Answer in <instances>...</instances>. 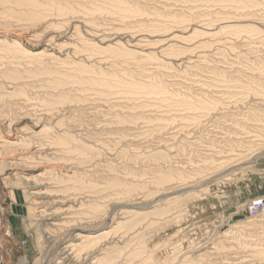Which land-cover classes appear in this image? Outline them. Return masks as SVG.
Here are the masks:
<instances>
[{
	"label": "rangeland",
	"instance_id": "rangeland-1",
	"mask_svg": "<svg viewBox=\"0 0 264 264\" xmlns=\"http://www.w3.org/2000/svg\"><path fill=\"white\" fill-rule=\"evenodd\" d=\"M117 1L0 0V137L16 141L0 150V264H51L41 236L63 218L110 231L100 264H186L225 234L244 242L234 225L264 198V0ZM102 35H131L150 58L70 65L94 54L82 40ZM11 41L69 56L13 58ZM119 81L159 92L134 95ZM29 142L43 152L22 151ZM143 202L136 217L121 208ZM65 228L53 237L79 233Z\"/></svg>",
	"mask_w": 264,
	"mask_h": 264
},
{
	"label": "bare ground",
	"instance_id": "bare-ground-1",
	"mask_svg": "<svg viewBox=\"0 0 264 264\" xmlns=\"http://www.w3.org/2000/svg\"><path fill=\"white\" fill-rule=\"evenodd\" d=\"M136 1H138V0H136ZM117 2H119V1H117ZM119 6H121V5H119ZM238 21H240V19H234L233 20V22H238ZM182 23L183 22H180V21L173 22L172 26L174 28H179V27H181ZM261 34L263 35V33H261ZM104 36L105 35L100 36L99 37L100 39H98V36H96L95 38H93V39H95V41H93V42H89L86 39L82 40V41H84L87 50L92 52V53H94V54L87 55L82 61H78L77 63L76 62H72V63L70 62V65L74 64V65H77L78 67H84V68L87 67L88 68V66H86L84 64V62L89 63L91 58L94 55H96V54L102 55V54H106V53L107 54L111 53L112 58L114 57L117 60V62H118V59H120L121 61L124 62L125 58L134 57V56H139L138 58H140L141 61H146V60H148L150 58L148 56V54H146V52H144V50L138 51L137 47H139V46H137L138 45L137 43H135L136 45H131V44H133V42H135V41L132 40L133 37L131 35H126L125 36V38H127L126 42H124L125 38H121V36H119V37H117V36L112 37L114 35H110V37L107 36V35L105 37ZM169 36H171V35H169ZM163 41H166V42L168 41L169 42V41H172V40L169 39L168 36H165ZM128 45H131V46L128 47ZM55 47H57V46L55 45ZM81 47H84V46H81ZM5 48L7 49V47H5ZM256 49H258V48H256ZM1 50H3V49H1ZM75 50H76V48L72 49L73 53L75 52ZM72 51H71L70 55H72ZM6 52H8L9 55L11 54L13 56V58L31 59V60L48 59V61L54 60L56 62H61V64H65V58H68V56H69L68 55L69 53H67V55L65 54V58L63 60L62 59L60 60L59 57L54 58L55 56H54L53 52L49 53L48 51L46 52L45 50L33 51V50H30V49H26L18 41H11V44H9V50L6 51ZM58 54L60 55V52H58ZM157 58H159V57H157ZM78 59L79 58H76V60H78ZM187 63L190 64L191 62L188 61ZM160 65L161 64L159 63V65L158 64L156 66L154 65L155 68H153V67H150V68H152L154 70H158V68L162 67ZM138 67H139V65H138ZM146 70L149 71L150 69H146ZM113 79H114V77H113ZM120 83H121V85L124 84L125 90L128 93H133V91H135L133 93L134 95H139V94L152 95V94H157L159 92V88H157V86H155L153 84L144 85V84H138V83H136V84L135 83L134 84H130V83H126V82L125 83L124 82H120ZM139 91H141V92L138 93ZM215 103H214V105H215ZM211 108H212V106H211ZM196 109H198V108H196ZM202 109L204 110V107ZM191 110H192V108H191ZM194 110H193V114H194ZM208 110L210 111V108ZM199 118H201V117H199ZM8 126L10 128V124ZM9 131L10 130H8V132ZM26 136H27V134H26ZM254 141H256V140H254ZM15 142L9 141L7 139L3 140L0 137V150H2V148H4L7 145L8 146L9 145H13ZM33 145H34V143H32V142L30 143L29 142L27 144V146L22 149V151H24L26 153V151H29V149H31V146H33ZM32 148L35 150L33 153L37 152V156H39L43 152V146L41 144H36V146H33ZM15 150H17V149H15ZM3 154H1V151H0V155H2L0 157H5L6 154H4V156H3ZM209 155L210 154H207V156H209ZM33 156L34 155H32V157ZM17 161L18 162H16V163L10 162L8 164H9L10 167L13 168V166H17V164L21 165V164L26 163L22 159V157L18 158ZM222 165H224V163ZM16 176H17L16 180L22 182L24 187L25 186L29 187L31 181H29L28 179H26V180L23 179L21 175H17L16 174ZM21 178L23 179V181H21ZM172 194L173 193H170L167 196H170ZM48 197H50L48 193H46L45 191L42 192L41 189H39V191H37L36 194H35V198H34L35 200H34L33 203H34V205H42V207H43V205H48L47 202L44 200V199H47ZM256 199H259V198H256ZM256 199H253V200H256ZM263 200H264V198H263ZM150 204L151 203H146V202L136 203V204H124L123 206H121V208L122 207L125 208V210H126V211L124 210L125 213H128V214L131 213V214H133V216H135L136 212L148 209L150 207ZM247 206H249V204H247ZM129 209H130V211H128ZM247 212H248V210H247ZM39 213H40V216H39L40 218L46 216L44 214V210L40 211ZM248 214H249V217H252V218H250L249 220H247L246 222H244L242 224L239 223V224H235L234 225L236 228L238 227L239 231H241V237L240 238H242L244 242H239V243H238V241L235 242V241H233V239L232 240L229 239L228 238L229 236H225L226 235L225 234V235H223V239H221L219 241L220 245L218 243L209 242V244H207V245H212V246L211 247L206 246L207 251H204L202 254H198L196 256H192L190 259L187 258L188 260H185V263L186 264L187 263H190V264H192V263H197V264H264V244L263 243L259 244L258 242H256V241H260L261 240L260 238H264V218H260L261 215L264 214V211L260 212V213H258L256 215H250L249 212H248ZM137 215H139V214L137 213L136 216ZM55 223H57V224H49V226L53 227V228L51 230L48 228V230L45 232V235L42 234V236H41V239H43V242L41 241L42 242V245H41L42 247L39 246L41 248V252H42V255L44 256V259L47 258L49 260V262L51 261V264H100L104 259L107 258V255L105 254V252H106L105 250H109V247H106V245H108V244L103 243L104 240L102 241V239H106L105 237H107V235L110 233V231L105 230L102 226H101L102 227L101 229H104V230H102L103 232H99V233H96V231H93V229L78 228L77 227L78 224L76 225L75 222L71 221V219H68V218H63L62 222H58L57 221ZM122 223H123L122 221L121 222L118 221L116 223V227L119 228V226L123 225ZM62 226L66 227L68 232H73L75 230H78L79 233L75 236V238H71V240L70 239L66 240L65 238L63 240L62 239L58 240L57 238L53 237V233L56 230V228H62ZM248 228L249 229L250 228H254L255 231H253V232H245V230H247ZM257 230H259V231H257ZM252 245H253V247H252ZM112 249H114V248H112ZM115 249H116L115 251L117 253L119 252L118 253L119 254L118 257H120V255L123 252L122 248H120L118 251H117V248H115ZM218 253H220V255H222V256H220V258H222V259L219 260L220 263L212 262L213 257L218 255ZM116 254L113 255V256L117 257ZM96 256H98V257H96ZM116 257L114 258V260H116ZM120 258H118V259H120ZM109 259L111 260V258H109ZM112 260H113V258H112ZM183 262H184V260H183ZM21 263L22 264H27L26 261L23 260V259H22Z\"/></svg>",
	"mask_w": 264,
	"mask_h": 264
},
{
	"label": "built area",
	"instance_id": "built-area-1",
	"mask_svg": "<svg viewBox=\"0 0 264 264\" xmlns=\"http://www.w3.org/2000/svg\"><path fill=\"white\" fill-rule=\"evenodd\" d=\"M259 199L251 200L248 203L249 206H247V210L250 213V215H256V214L264 211V200H263V198H259Z\"/></svg>",
	"mask_w": 264,
	"mask_h": 264
}]
</instances>
